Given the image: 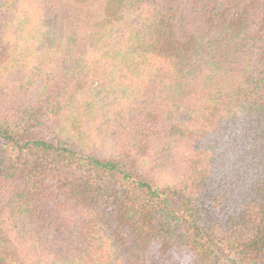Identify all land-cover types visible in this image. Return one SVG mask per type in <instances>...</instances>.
I'll return each instance as SVG.
<instances>
[{"label": "trees", "instance_id": "1", "mask_svg": "<svg viewBox=\"0 0 264 264\" xmlns=\"http://www.w3.org/2000/svg\"><path fill=\"white\" fill-rule=\"evenodd\" d=\"M0 264H264V0H0Z\"/></svg>", "mask_w": 264, "mask_h": 264}, {"label": "rangeland", "instance_id": "2", "mask_svg": "<svg viewBox=\"0 0 264 264\" xmlns=\"http://www.w3.org/2000/svg\"><path fill=\"white\" fill-rule=\"evenodd\" d=\"M137 19H139V16L130 17L124 25H122L118 29H116L117 36L122 35V38H123L124 35H128L127 40H129L130 34L132 33V29H133L135 23L138 21Z\"/></svg>", "mask_w": 264, "mask_h": 264}]
</instances>
